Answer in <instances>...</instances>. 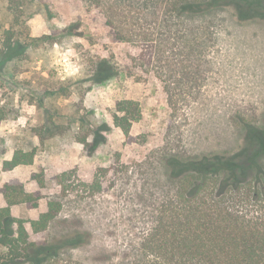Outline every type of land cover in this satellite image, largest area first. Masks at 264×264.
Instances as JSON below:
<instances>
[{"label": "rangeland", "instance_id": "obj_1", "mask_svg": "<svg viewBox=\"0 0 264 264\" xmlns=\"http://www.w3.org/2000/svg\"><path fill=\"white\" fill-rule=\"evenodd\" d=\"M174 1L25 2L26 33L59 42L28 48L0 72V171L14 149L37 147L31 165L0 173V196L4 184L20 183L39 197L35 208L18 204L14 217L25 221L31 242L84 235L82 245L62 248L47 264H156V256L167 262L153 234L187 205L169 162L234 155L247 126H264V20L241 21L224 4L178 16ZM4 5L0 0L1 22L8 19ZM69 50L79 71L63 76L55 61ZM103 62L111 77L99 82L94 73ZM52 87L68 95L47 94ZM123 100L141 109L127 135L114 122ZM45 128L55 134L41 139L36 133ZM95 181L99 191L85 187ZM207 188V196L216 195ZM244 193L228 190L235 198L228 203L250 217L263 214L264 196L251 202ZM48 203L61 210L35 234L29 217Z\"/></svg>", "mask_w": 264, "mask_h": 264}, {"label": "trees", "instance_id": "obj_2", "mask_svg": "<svg viewBox=\"0 0 264 264\" xmlns=\"http://www.w3.org/2000/svg\"><path fill=\"white\" fill-rule=\"evenodd\" d=\"M4 1L8 19L0 21V72L10 60L25 56L28 48L51 47L59 42V37L51 34L34 38L26 33L22 21L26 0ZM223 4L229 6L241 21L255 17L264 20V0H175L173 11L178 16H195L216 10ZM106 66L105 62L100 64L94 80L101 82L111 77ZM66 90L52 87L45 92L52 96L68 95ZM116 112L114 122L125 135L141 118L140 106L132 100L118 102ZM4 119V111L0 109V122ZM262 127L247 126L245 145L234 155H211L186 161L173 159L169 162L173 179L181 182L179 185L185 192L183 199L187 205L183 211L173 212L167 222L156 228L153 235L160 238L156 249L169 257L167 262H161L163 259L156 256V264H264V213L255 217L243 214L236 209L235 203H228L235 198L227 197L228 190L236 192L241 188L247 201L256 202L264 196ZM53 131L40 129L36 135L43 139L46 134H55ZM36 148L32 147L30 151L14 149L11 160L2 161L0 173L31 165ZM66 176L67 173H62L57 177L60 185ZM85 187L95 191L101 189L97 181L85 184ZM207 187L215 190L216 195L207 196ZM203 192L205 195H200ZM2 194L7 206L0 209V264H47L49 260L58 258L62 248H75L84 243V235L79 232L46 243L29 241L25 221L12 217L10 208L18 204H30L35 208L39 197L36 195L34 199L20 183L4 184ZM60 210L59 204L48 203L47 211L36 221L29 222L32 232H45ZM13 225H16L15 230Z\"/></svg>", "mask_w": 264, "mask_h": 264}, {"label": "clouds", "instance_id": "obj_3", "mask_svg": "<svg viewBox=\"0 0 264 264\" xmlns=\"http://www.w3.org/2000/svg\"><path fill=\"white\" fill-rule=\"evenodd\" d=\"M71 56V51L64 54V57L60 60H56L55 63L62 65L63 76H74L79 71V68L72 63H69V57Z\"/></svg>", "mask_w": 264, "mask_h": 264}, {"label": "crops", "instance_id": "obj_4", "mask_svg": "<svg viewBox=\"0 0 264 264\" xmlns=\"http://www.w3.org/2000/svg\"><path fill=\"white\" fill-rule=\"evenodd\" d=\"M12 155H13V153H12ZM12 155H8V156H6V159L5 160H11V158H12ZM19 167H21V166H18V167H16V168H14L13 170L15 171V170H17V168H19ZM12 170V171H13ZM7 206V204H6V201H5V199H4V196H3V194L0 196V209L1 208H5ZM19 207H18V205H14V206H12L11 208H10V212H11V215H12V217H16V212H18V209ZM47 211V209H45V208H41L40 209V211H39V214L37 215V216H34V215H31L29 218V220L30 221H36L37 219H38V217H39V215L40 214H43V213H45ZM31 228V227H30ZM26 229V228H25ZM32 230V229H31ZM26 231H27V233L29 234V232H28V230L26 229Z\"/></svg>", "mask_w": 264, "mask_h": 264}]
</instances>
